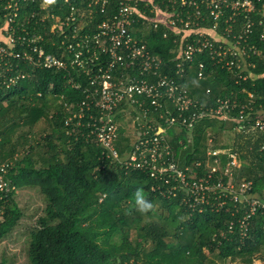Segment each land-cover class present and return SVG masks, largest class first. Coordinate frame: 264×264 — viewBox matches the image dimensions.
<instances>
[{"label": "trees", "instance_id": "1", "mask_svg": "<svg viewBox=\"0 0 264 264\" xmlns=\"http://www.w3.org/2000/svg\"><path fill=\"white\" fill-rule=\"evenodd\" d=\"M119 1L110 0L104 14L98 13L93 20L86 19L89 26L85 23L84 32L88 31L87 26L93 30L111 15ZM43 3L44 0H36V8ZM156 3L172 11L171 6L159 0ZM72 5L77 10L88 8L84 0L74 1ZM139 7L145 10V3L140 2ZM149 8L146 9L148 16L155 17ZM47 10L66 15L71 6L64 0H56L55 4L47 5ZM176 10L184 18L189 14L195 20L194 7L181 8L178 3ZM28 12L23 10L17 24L26 20ZM4 13L0 4V30ZM230 14H226L213 33L215 50L225 39L221 36L228 37L225 29L229 26L225 20ZM236 20L233 33L238 35L245 19L241 15ZM252 20V32L240 44L246 53L247 72L236 69L230 72L218 63L217 56L205 52L194 58L185 74H177L174 59L179 47L185 44V34L176 35L163 25L154 28L147 20L136 31L148 50L162 60L161 75L168 74L179 87L175 99L163 100L162 109L146 106L151 120L147 125L159 126L165 131L170 159L184 171L189 168V176L197 174L198 177L204 176L218 159L222 169H230L234 183L251 182L250 192L264 200V132L256 128L258 119L264 121V24H260L264 19L255 13ZM52 24L48 19L43 29L46 40L40 43L48 51L58 41L51 32ZM213 24L211 19L200 21L208 29ZM198 30L193 26L191 42ZM230 39L236 41L234 37ZM234 60L238 65L241 63L239 56ZM201 63L205 66V79L199 80L197 70ZM18 67L16 74L29 73V77L8 89L0 87V171L5 169L0 172V183L6 184L0 185V242L18 226L23 216L15 200L18 191L36 188L46 206L28 234L29 264H217V260L225 264L237 260L251 264L256 256L264 257L261 210L250 220V240L241 245L239 225L227 208L210 207L202 213L199 209L192 212L181 198L161 194L159 187L164 184L157 177L140 169L127 170L124 165L104 157L98 143L88 138L87 130L77 127V120L66 126L67 118L79 113L80 103L87 98L84 88L88 78L84 73L79 75L74 69L31 70L25 61H19ZM145 79L152 80L151 76ZM184 91L191 104L179 111L183 102L178 103L177 109L174 107L178 94L182 97ZM219 100H237L238 107L225 111L224 118L211 115L210 110L218 107ZM244 106L245 117L240 120ZM170 113L180 123H168ZM181 114L189 121L193 115L197 118L192 126L184 125ZM144 124L138 128L147 130ZM119 134L117 147L124 157L132 142L122 128ZM213 152L219 153L213 156ZM233 157L240 167L227 166ZM199 163L201 166L197 167ZM137 189H142L153 204L147 213L139 212L134 206ZM231 221L236 223L234 234L225 238L218 235V241L212 242L213 234L228 233ZM0 264L8 261L4 258Z\"/></svg>", "mask_w": 264, "mask_h": 264}, {"label": "built area", "instance_id": "2", "mask_svg": "<svg viewBox=\"0 0 264 264\" xmlns=\"http://www.w3.org/2000/svg\"><path fill=\"white\" fill-rule=\"evenodd\" d=\"M74 1L77 0H64L65 4L71 6L69 14L55 15L47 10L45 3L36 8V0H0L5 11L0 30V87L8 89L29 77V73H15L19 68V61H25L32 67L31 70L59 72L74 69L79 75L84 73L88 78V84L86 82L84 88L87 98L80 103L79 113L67 118L66 126L77 120V127L87 130L88 138L98 143L104 157L124 165L127 170L140 169L149 172L164 184L159 187L161 194L181 198L182 203L192 212L199 209V213H202L210 207L218 210L227 208V212L239 225L241 245H244L251 238V218L259 210L264 216V200L250 192L251 182L243 180L239 184L234 183L230 169H222L218 159L201 177L197 174L189 176V168L184 171L170 159L171 149L165 131L159 126L147 125L151 120L146 106L162 109L165 102L163 100L175 99L179 87L174 80L168 78V74L161 75L162 60L148 50L146 44L137 36L136 27H142L146 23L144 20H147L152 22L154 28L163 25L173 30L176 35L181 32L185 34V44L179 47V54L174 59L177 74H185L194 58L205 52L217 56L218 63L223 64L230 72L235 69L247 72L246 53L241 50L240 44L244 36L252 32L253 14L257 13L264 19V0H159L160 3L171 6L172 11L164 10L156 0H120L115 11L93 30L88 28L86 19L93 20L98 13L104 14L110 0H84L88 2L87 10H77L72 5ZM140 2L145 3V10L140 9ZM178 3H181V8H195L194 21L190 18L191 15L184 18L181 12H177ZM151 6L153 8H149ZM148 8L155 17L148 16ZM25 9L29 11L26 20L17 24ZM228 12L231 13L225 20V25L229 26L225 29L228 37L220 35L225 39L215 50L213 33L217 32L221 20ZM241 15L245 22L240 33L236 35L233 33L234 25ZM48 19L53 21L51 32L58 40L52 43L50 51L40 46L46 40L43 29ZM207 19L214 22L210 29L200 25V21L205 22ZM85 23L88 25L87 32H84ZM260 24H264V20ZM193 26L199 30L196 32V39L191 42L189 39L194 36ZM39 27L42 32H39ZM232 37L236 41H231ZM222 45L228 46L225 48ZM237 56L241 58L239 65L234 60ZM229 57L233 60H228ZM10 73L12 75L8 76ZM149 76L151 81L145 79ZM197 76L199 80L205 79L203 63L198 66ZM156 77L157 80L154 79ZM74 86L76 87L75 84ZM186 93L184 91L182 97L178 94L179 98L176 99L175 107L173 106L177 109L178 103L183 102L179 111H184L191 104L185 96ZM237 107V100H219L218 107L210 112L211 115L224 118L225 111L230 112ZM245 108L244 106L240 111V120L245 117ZM170 116L168 123L179 122L174 113H170ZM181 118L182 124L189 123L192 126L197 116L190 118L192 122L182 114ZM126 122H131L137 133L134 134L130 149L121 157L117 143L120 140L119 129ZM142 122L147 130L138 128ZM256 128L264 132V121L258 119ZM218 153L213 152L212 155L216 156ZM234 163L238 165L236 157L227 166L231 169L233 166L240 167ZM200 166V163L197 164V167ZM1 172H5V169ZM0 185L6 186L3 182ZM235 226L236 223L231 221L228 233L222 231L221 234H213L212 242L218 241V235L225 238L228 234H234ZM255 258L251 264H264L263 256H260L261 261H255ZM233 264L242 263L237 260Z\"/></svg>", "mask_w": 264, "mask_h": 264}, {"label": "rangeland", "instance_id": "3", "mask_svg": "<svg viewBox=\"0 0 264 264\" xmlns=\"http://www.w3.org/2000/svg\"><path fill=\"white\" fill-rule=\"evenodd\" d=\"M122 129L125 131L126 137L133 141L134 134L137 133L133 129V124L126 122L122 125ZM15 200L23 216L18 226L0 242V262L5 258L8 264H29L26 241L28 234L36 226L38 218L43 215L42 211L46 202L41 192L36 188L19 190ZM258 260H260V256L255 258V261ZM217 264H225V261L217 260Z\"/></svg>", "mask_w": 264, "mask_h": 264}, {"label": "clouds", "instance_id": "4", "mask_svg": "<svg viewBox=\"0 0 264 264\" xmlns=\"http://www.w3.org/2000/svg\"><path fill=\"white\" fill-rule=\"evenodd\" d=\"M44 3L52 5L56 3V0H44ZM134 206L141 213H147L153 208V204L145 197L142 189H137L134 193Z\"/></svg>", "mask_w": 264, "mask_h": 264}]
</instances>
